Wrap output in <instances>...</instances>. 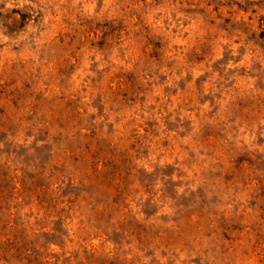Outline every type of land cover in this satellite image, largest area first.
Segmentation results:
<instances>
[{
  "label": "rangeland",
  "instance_id": "rangeland-1",
  "mask_svg": "<svg viewBox=\"0 0 264 264\" xmlns=\"http://www.w3.org/2000/svg\"><path fill=\"white\" fill-rule=\"evenodd\" d=\"M0 264H264V0H0Z\"/></svg>",
  "mask_w": 264,
  "mask_h": 264
}]
</instances>
